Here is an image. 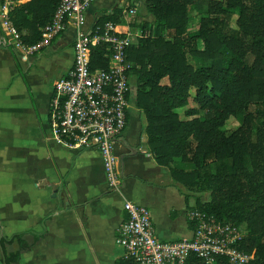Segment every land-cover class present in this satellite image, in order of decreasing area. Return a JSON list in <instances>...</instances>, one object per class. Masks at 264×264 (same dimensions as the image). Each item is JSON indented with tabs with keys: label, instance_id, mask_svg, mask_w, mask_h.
<instances>
[{
	"label": "trees",
	"instance_id": "16d2710c",
	"mask_svg": "<svg viewBox=\"0 0 264 264\" xmlns=\"http://www.w3.org/2000/svg\"><path fill=\"white\" fill-rule=\"evenodd\" d=\"M139 1L153 21L129 22L140 36L127 49V61L148 152L185 199L194 198L191 211L244 228L238 248L251 256L248 264H264V0ZM57 4L31 0L12 8L9 18L34 44ZM192 15L199 16L193 33ZM122 18L115 9L94 28ZM108 54L105 47L93 49V66L106 68ZM233 119L235 126L226 128ZM202 193L209 200L197 196ZM20 237L0 234L2 264H17L29 249ZM14 241L17 251H8ZM115 264L136 263L120 258ZM186 264L203 262L193 256Z\"/></svg>",
	"mask_w": 264,
	"mask_h": 264
},
{
	"label": "crops",
	"instance_id": "0c3cea01",
	"mask_svg": "<svg viewBox=\"0 0 264 264\" xmlns=\"http://www.w3.org/2000/svg\"><path fill=\"white\" fill-rule=\"evenodd\" d=\"M30 1L14 0L12 8ZM131 1L133 14L125 10ZM115 9L123 13L118 31L137 34L129 26L128 15L134 19L141 9L139 0H96L87 9L84 29L102 28H94L97 19ZM31 19L28 15V24ZM21 33L28 34L27 30ZM73 38L69 26L47 47L25 58L5 42L0 30V234L20 235L30 246L17 264H115L124 258L115 241L117 228L126 218L124 201L150 211L159 240L191 237L189 213L194 198L186 200L167 169L148 152L138 110L136 131L129 114L115 146L123 175L118 191L108 188L96 151L69 149L50 139L53 85L72 66ZM53 70L57 73L51 78ZM17 249L15 241L8 247V251Z\"/></svg>",
	"mask_w": 264,
	"mask_h": 264
},
{
	"label": "built area",
	"instance_id": "2783aa9c",
	"mask_svg": "<svg viewBox=\"0 0 264 264\" xmlns=\"http://www.w3.org/2000/svg\"><path fill=\"white\" fill-rule=\"evenodd\" d=\"M96 0H58L50 22L39 29L40 40L28 44L12 24L9 13L14 0H1L0 30L5 42L21 57H31L47 47L53 38L71 26L72 66L54 82L49 106L50 139L73 150H94L102 160L108 188L121 189L123 175L118 168L115 146L122 137L129 118L130 63L127 49L140 36L120 33L117 25L106 22L102 28L85 30L87 9ZM128 13H135L129 8ZM108 51L106 68L94 67L93 49ZM126 218L117 228L116 244L124 258L136 264H186L191 257L203 264H248L251 256L238 248L246 236L235 225L222 224L198 210L189 213L193 228L189 239L159 240L150 211L130 201L123 202Z\"/></svg>",
	"mask_w": 264,
	"mask_h": 264
},
{
	"label": "rangeland",
	"instance_id": "374dc122",
	"mask_svg": "<svg viewBox=\"0 0 264 264\" xmlns=\"http://www.w3.org/2000/svg\"><path fill=\"white\" fill-rule=\"evenodd\" d=\"M132 2V1H131ZM130 3V2H129ZM127 8L125 10L128 9V7L130 8L129 4L126 5ZM125 16V15H124ZM135 17H133L134 19L130 18V16L128 15V22L134 21V23L136 24H140V23H148V24H152L153 18L151 15H149L146 10L142 7L141 5V9L139 11H137L136 15H134ZM198 22H199V16L197 15H192L191 18H189L188 21V31L189 32H195V30L198 27ZM132 31H134L133 33H137L138 31L140 32L139 27H135V28H131ZM136 39H134V44L136 43ZM56 70H53L51 72V78H54L56 76ZM130 105H129V114H130V126L131 128L134 130V124L138 122V111L137 108L135 107V99H136V88L134 85V78H131V82H130ZM236 120H231L230 122L226 123V128H228V125L231 124V126H235ZM232 126V127H233ZM136 131V130H134ZM124 136L127 138V134L125 133ZM128 139V138H127ZM197 196L200 197V199L202 201H206L209 200V194L208 193H202V194H197ZM242 229V231H244V228L240 227Z\"/></svg>",
	"mask_w": 264,
	"mask_h": 264
}]
</instances>
